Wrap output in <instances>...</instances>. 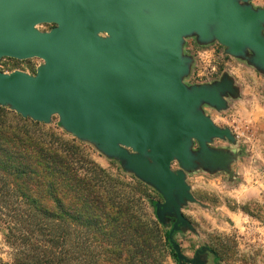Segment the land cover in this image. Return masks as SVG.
<instances>
[{
    "label": "water",
    "instance_id": "obj_1",
    "mask_svg": "<svg viewBox=\"0 0 264 264\" xmlns=\"http://www.w3.org/2000/svg\"><path fill=\"white\" fill-rule=\"evenodd\" d=\"M188 40L218 44L222 57L264 76V8L253 0H0V62L43 61L33 75L0 71V106L45 125L57 117L65 133L118 162L162 196L153 212L171 226L178 264H214L207 245L185 256L177 236L200 237L187 207L211 210L190 175L238 178L239 140L207 109L225 112L242 95L225 70L188 83L196 65Z\"/></svg>",
    "mask_w": 264,
    "mask_h": 264
},
{
    "label": "trees",
    "instance_id": "obj_2",
    "mask_svg": "<svg viewBox=\"0 0 264 264\" xmlns=\"http://www.w3.org/2000/svg\"><path fill=\"white\" fill-rule=\"evenodd\" d=\"M58 130L0 106V195L18 199L9 229L0 224L14 264H164L162 235L177 261L169 232L146 212L162 196L120 166L119 175L103 168L90 145Z\"/></svg>",
    "mask_w": 264,
    "mask_h": 264
},
{
    "label": "rangeland",
    "instance_id": "obj_3",
    "mask_svg": "<svg viewBox=\"0 0 264 264\" xmlns=\"http://www.w3.org/2000/svg\"><path fill=\"white\" fill-rule=\"evenodd\" d=\"M253 4L264 8V0H253ZM52 28L51 25H42L39 30L45 32ZM186 49L196 58L188 83L207 82L218 78L225 70L240 86L242 98L230 101L227 111L218 113L207 109V112L217 125L229 127L239 140L235 148L222 141H216L214 146L240 149L243 155L234 165L238 178L233 183L224 173L210 176L200 172L188 177L194 196L211 210L198 205L187 207L184 215L200 237L192 233L179 234L177 242L183 254L190 259L197 249L208 245L219 252L222 264H264V76L229 56L222 57L224 49L218 44L199 48L194 40H188ZM42 64L39 59L19 61L6 58L0 62V71L11 73L20 70L33 75ZM58 123L55 117L52 127L56 129ZM95 158L103 168L120 174L118 162L114 163L98 152ZM173 169L178 167L174 165ZM155 200L162 202L161 197ZM17 201L11 195H0V217L6 221L8 229L12 221L8 216L16 217L13 211ZM146 212L153 219L157 218L148 207ZM15 223L16 220L12 222ZM5 227L0 224V264H14L17 250L6 242ZM75 230L73 227L72 232L76 233ZM61 232L58 228V233ZM162 236L166 252L164 264H178L169 254L166 238Z\"/></svg>",
    "mask_w": 264,
    "mask_h": 264
},
{
    "label": "flooded vegetation",
    "instance_id": "obj_4",
    "mask_svg": "<svg viewBox=\"0 0 264 264\" xmlns=\"http://www.w3.org/2000/svg\"><path fill=\"white\" fill-rule=\"evenodd\" d=\"M163 227V229H164V231L166 232V231H168V232H170V230H171V226H170V224L168 223L167 225H165V226H162ZM167 229V230H166ZM203 247V246H202ZM198 251V249L195 251V253H194V256H195V254H196V252Z\"/></svg>",
    "mask_w": 264,
    "mask_h": 264
}]
</instances>
